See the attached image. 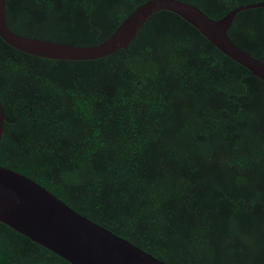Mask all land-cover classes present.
I'll return each instance as SVG.
<instances>
[{
	"label": "trees",
	"instance_id": "obj_1",
	"mask_svg": "<svg viewBox=\"0 0 264 264\" xmlns=\"http://www.w3.org/2000/svg\"><path fill=\"white\" fill-rule=\"evenodd\" d=\"M150 0H6L15 34L105 41ZM219 20L264 0H178ZM229 39L264 65V7ZM0 166L164 264H264V83L169 12L94 61L0 39ZM0 264H69L0 224Z\"/></svg>",
	"mask_w": 264,
	"mask_h": 264
},
{
	"label": "water",
	"instance_id": "obj_2",
	"mask_svg": "<svg viewBox=\"0 0 264 264\" xmlns=\"http://www.w3.org/2000/svg\"><path fill=\"white\" fill-rule=\"evenodd\" d=\"M0 0V39L28 56L56 61H94L127 51L145 22L158 12L172 13L193 27L222 55L264 83V65L228 37L235 16L263 8V3L236 7L219 20L178 0H150L137 7L102 43L80 47L19 36L6 23ZM0 102V142L3 135ZM0 224L69 264H164L127 240L89 221L31 179L0 166Z\"/></svg>",
	"mask_w": 264,
	"mask_h": 264
}]
</instances>
